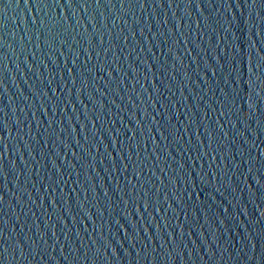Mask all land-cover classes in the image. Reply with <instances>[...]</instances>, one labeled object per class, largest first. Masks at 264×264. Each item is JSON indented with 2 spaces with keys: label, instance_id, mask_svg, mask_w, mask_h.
<instances>
[{
  "label": "water",
  "instance_id": "obj_1",
  "mask_svg": "<svg viewBox=\"0 0 264 264\" xmlns=\"http://www.w3.org/2000/svg\"><path fill=\"white\" fill-rule=\"evenodd\" d=\"M0 238L264 264V0H0Z\"/></svg>",
  "mask_w": 264,
  "mask_h": 264
},
{
  "label": "snow or ice",
  "instance_id": "obj_2",
  "mask_svg": "<svg viewBox=\"0 0 264 264\" xmlns=\"http://www.w3.org/2000/svg\"><path fill=\"white\" fill-rule=\"evenodd\" d=\"M97 4H99V0H97ZM69 7L71 6L70 4L68 5ZM0 246H2V238H0ZM4 251L7 252V248H4Z\"/></svg>",
  "mask_w": 264,
  "mask_h": 264
}]
</instances>
